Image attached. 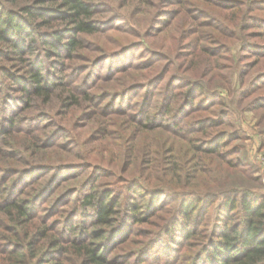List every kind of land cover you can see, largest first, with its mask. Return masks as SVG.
Listing matches in <instances>:
<instances>
[{
    "label": "rangeland",
    "instance_id": "374dc122",
    "mask_svg": "<svg viewBox=\"0 0 264 264\" xmlns=\"http://www.w3.org/2000/svg\"><path fill=\"white\" fill-rule=\"evenodd\" d=\"M214 1L219 3V0ZM92 2L97 4L94 18L98 19V29L83 34L82 42L72 53L74 56L65 59L67 69L59 73H67L69 82L94 94L91 103L81 100L65 108L55 92L48 100L37 97L32 103L24 102L22 87L14 79L19 74L29 75L31 64L27 58L31 53L21 57L11 44L0 41V119L11 115L18 119L9 133L0 129V166L22 170L30 164L55 165L53 171L38 169L25 175L16 193L31 197L51 182V193L39 197L37 210L40 216H47L50 223L61 224L71 214L78 194L67 198V202L59 207L62 208L51 216L50 208L64 194L73 188L80 190L90 180L103 190L113 187L124 197L130 196L131 200L142 204L146 198L133 192L131 188L135 183L144 188L159 186L158 182L166 177L169 180L166 186L171 191L161 196L169 204L159 211L160 217L154 216L153 221L147 223H135L134 217L130 216L129 223L109 241L114 248L110 255L116 256L119 264H131L136 263V257L129 258L127 253L138 252L160 225L176 213L180 202L177 191L184 190L191 197L197 193L219 195L226 190L264 194V105L250 107L254 96L264 94V22L258 20L256 25L244 29L242 19L230 13L237 10L234 5L220 7L211 0ZM47 4L51 2L44 3ZM240 12L239 17L253 12L264 18V5L259 10L248 4ZM42 28L48 27L39 29L44 30ZM254 32L263 35L253 36ZM41 46L42 43L36 54L43 57L50 70L53 67L48 62L47 50ZM104 57L107 59L100 62ZM57 58L51 57L52 60ZM207 59H211L210 63H206ZM121 66L127 69H119ZM160 71L165 72V77L154 88L149 110L156 111V105L167 96V80L171 78L175 84L172 92L175 108L184 101L189 80H200L203 84L199 100L204 92L217 93L201 107L197 101L198 104L186 109L185 120L204 115L219 117V110L228 112L223 115L224 124L207 127L208 131L214 132L225 129L231 135L227 145L222 147L225 156L202 154V167L196 168L189 179H185V170L196 154L187 141L163 127L146 128L130 116L136 115L146 96L145 89H139L135 84L148 81ZM242 71L246 73L244 76ZM254 78L259 81L253 85ZM129 85L132 88L124 90ZM248 89L255 90L248 95ZM120 90L124 91L114 99V93ZM206 106L211 107L205 109ZM37 136L42 140L32 147L30 143ZM168 153L174 156V164L180 169L175 166V171L171 165L173 169L164 173L163 162ZM78 163L81 164L78 168L60 175L62 170L71 169ZM58 165L62 166L56 168ZM14 177H5L4 172H0V183L5 179L0 187L11 183ZM1 194L0 199L6 195L5 192ZM208 206L206 219L200 225L206 230L214 226L218 201L208 202ZM168 210L175 212L171 216ZM72 219L74 223L85 221L86 225L93 226L89 216L75 215ZM192 240L195 243L191 246L188 244L190 239H180L178 235L172 242L171 239L162 240L146 255H141L143 263L190 264L203 244V240ZM64 264L81 262L76 259Z\"/></svg>",
    "mask_w": 264,
    "mask_h": 264
},
{
    "label": "trees",
    "instance_id": "16d2710c",
    "mask_svg": "<svg viewBox=\"0 0 264 264\" xmlns=\"http://www.w3.org/2000/svg\"><path fill=\"white\" fill-rule=\"evenodd\" d=\"M18 1H20L19 4H14ZM47 1L51 4L44 5V3H50ZM211 1L220 7L226 5L230 8L229 5H234L237 10L228 11L242 19L241 25L244 29L256 25L255 22L258 20L264 22V18L258 13L250 12L244 14V17H239V13H242L240 10L248 4L254 9L261 10L264 0H219V3ZM96 5L92 0H0V41L11 44L14 51L21 54V57L24 53H31L27 58L30 59L31 64L29 75L19 74L14 79L22 87L25 95L24 102L32 103L37 97H44L48 100L55 92L64 105L63 107L67 108L81 100L90 102L94 98V94L85 88H79V84L69 82L67 73H59L67 69L65 59L74 56L72 53L82 42L83 34L97 31L99 22L94 18ZM233 16H231L232 21L235 19ZM227 19H229L228 16ZM43 26L48 28L40 30L39 28ZM252 35L263 34L254 32ZM40 43H42L41 47L47 50L48 62L53 67L50 70L43 57L36 54L40 49ZM52 56H58V58L52 60ZM106 59V57L101 58L100 62ZM210 61L211 59H207L206 63ZM119 69L127 68L121 66ZM245 74L244 71L241 72L242 76ZM164 77L165 72L160 71L148 81L135 84L138 85L137 88L145 89L146 96L142 99L141 107L136 115L130 116L146 128L163 127L172 135L176 134L187 141L190 149L196 154L185 170V179H189L196 168L202 167L204 162L202 154L225 156L222 147L227 145L226 141L231 138V135L225 129L214 132L208 131L207 127L224 124L223 115L228 112L219 110V117L204 115L193 120H185L186 109L198 103L201 107L203 102L217 93L204 92L199 100L197 98L203 90V84L200 80H189L184 92V101L175 108L172 103L175 84L171 78L167 80L166 88L169 91L167 96L159 105H156V111L149 110L154 88ZM258 81L259 79L254 78L253 85ZM131 88L129 85L124 90L128 91ZM124 90L115 92L114 99ZM254 90L248 89L246 93L249 95ZM263 105L264 94H257L250 102L252 108ZM210 107L206 106L205 109ZM154 117L155 122H153ZM164 117L166 120H163ZM16 118L11 115L8 118L5 117L4 120L0 119L1 132L4 130L9 133L15 128L18 122ZM193 131L201 134H188ZM41 140L37 136L30 145L38 146ZM173 159L172 154H166L163 162L164 173L169 172V169L174 168L176 171L179 168L174 164ZM80 165L78 163L71 169L62 170L60 175ZM171 165L173 168L170 167ZM61 166L58 165L56 168ZM53 167H55L53 164H30L22 170L14 168L9 170L0 166V172H4L5 177L15 175L11 183L3 188L0 187L1 195L6 193L0 199V264H46V262L64 264L65 261L76 259L81 264H119L116 256L110 255L114 248H111L109 241L129 223L130 216L134 217L135 223H147L153 221L152 217L159 216V211L169 204L164 198L161 199L162 195L171 191L166 186L169 183L166 177L158 182L159 186L150 185L144 188L138 182L135 183L134 188L131 189L140 197L146 198L144 200L146 202L142 204L134 199L131 200L130 196L124 197L122 192L116 191L113 187L103 190L94 184V180H90L82 185L80 190L73 188L60 200L55 201L53 207L50 208V216L62 208L59 207L67 202V198L78 194L75 199L76 205L73 206L68 218L62 224L57 221L50 223L47 216L39 215L37 201L39 197L43 198L44 195L51 193L49 191L52 187L51 182H47L31 197L23 196L22 193L17 194L16 191L21 179L31 171L43 169L49 172L53 171ZM179 177L182 178L181 175ZM4 180L0 186L4 184ZM26 192L27 195L30 191ZM177 193L180 195V202L176 207V213L174 210L172 216V210H168L172 218L170 217L160 225L153 237L138 252L127 253L129 258L136 257V263L131 264H144L141 255H146L149 249L162 243V240L171 239L172 242L176 235L180 239H190L188 242L190 246L195 243L192 239L203 240L201 251L193 256L190 264H264V194L247 190H226L219 195L207 196L197 193L191 197L184 190L177 191ZM214 201H218L216 219L213 228L206 230L200 225L206 219L208 202ZM71 215L89 216L90 224L93 226L86 225L85 221L79 224L74 223ZM163 219L166 220V218ZM127 226L130 227V224ZM52 256L59 258L53 259Z\"/></svg>",
    "mask_w": 264,
    "mask_h": 264
}]
</instances>
